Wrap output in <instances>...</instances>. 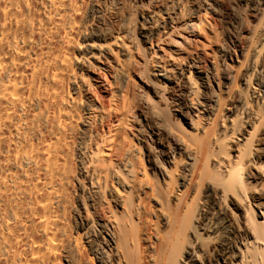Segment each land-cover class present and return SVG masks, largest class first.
<instances>
[{
	"label": "bare ground",
	"instance_id": "1",
	"mask_svg": "<svg viewBox=\"0 0 264 264\" xmlns=\"http://www.w3.org/2000/svg\"><path fill=\"white\" fill-rule=\"evenodd\" d=\"M0 264H264V0H0Z\"/></svg>",
	"mask_w": 264,
	"mask_h": 264
}]
</instances>
